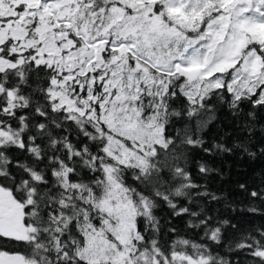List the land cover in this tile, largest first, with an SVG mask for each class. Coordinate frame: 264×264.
Wrapping results in <instances>:
<instances>
[{
  "label": "snow or ice",
  "instance_id": "obj_1",
  "mask_svg": "<svg viewBox=\"0 0 264 264\" xmlns=\"http://www.w3.org/2000/svg\"><path fill=\"white\" fill-rule=\"evenodd\" d=\"M232 161H264V0H0V264H264Z\"/></svg>",
  "mask_w": 264,
  "mask_h": 264
},
{
  "label": "trees",
  "instance_id": "obj_2",
  "mask_svg": "<svg viewBox=\"0 0 264 264\" xmlns=\"http://www.w3.org/2000/svg\"><path fill=\"white\" fill-rule=\"evenodd\" d=\"M232 173L236 179L245 180L253 177H258L261 167H264V161H258L254 164L248 162L232 161ZM247 218H244L242 223H246ZM256 223L260 222V219L255 220Z\"/></svg>",
  "mask_w": 264,
  "mask_h": 264
}]
</instances>
